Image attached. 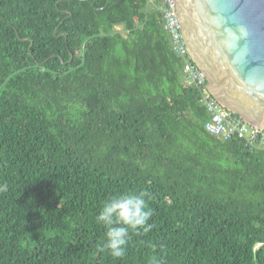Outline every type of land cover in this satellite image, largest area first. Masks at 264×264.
Segmentation results:
<instances>
[{"label": "trees", "instance_id": "trees-1", "mask_svg": "<svg viewBox=\"0 0 264 264\" xmlns=\"http://www.w3.org/2000/svg\"><path fill=\"white\" fill-rule=\"evenodd\" d=\"M161 16L0 0V264H264V150L205 130ZM141 192L151 231L98 251L103 203Z\"/></svg>", "mask_w": 264, "mask_h": 264}, {"label": "water", "instance_id": "water-1", "mask_svg": "<svg viewBox=\"0 0 264 264\" xmlns=\"http://www.w3.org/2000/svg\"><path fill=\"white\" fill-rule=\"evenodd\" d=\"M174 1L187 50L206 75L207 89L247 124L264 130V0Z\"/></svg>", "mask_w": 264, "mask_h": 264}, {"label": "built area", "instance_id": "built-area-1", "mask_svg": "<svg viewBox=\"0 0 264 264\" xmlns=\"http://www.w3.org/2000/svg\"><path fill=\"white\" fill-rule=\"evenodd\" d=\"M160 1L163 29L169 36L171 50L183 60V83L200 90V104L208 112L205 129L223 141L237 140L250 151L264 150V130L247 124L223 106L207 89V77L187 50L174 0Z\"/></svg>", "mask_w": 264, "mask_h": 264}, {"label": "clouds", "instance_id": "clouds-1", "mask_svg": "<svg viewBox=\"0 0 264 264\" xmlns=\"http://www.w3.org/2000/svg\"><path fill=\"white\" fill-rule=\"evenodd\" d=\"M6 188L7 185L0 188V191H5ZM146 195L147 193L141 192L113 196L103 203L95 219L104 225L106 239L98 251L107 252L113 258H123L127 254L130 230L136 235L151 231L153 225L148 221L152 212L147 209ZM149 264H163V261L153 256Z\"/></svg>", "mask_w": 264, "mask_h": 264}, {"label": "rangeland", "instance_id": "rangeland-1", "mask_svg": "<svg viewBox=\"0 0 264 264\" xmlns=\"http://www.w3.org/2000/svg\"><path fill=\"white\" fill-rule=\"evenodd\" d=\"M154 1H158V0H151V3L154 2ZM158 2H159V7H160V5H161V4H160V1H158ZM207 84H208V81H207ZM210 93H211V92H210ZM213 97H214V96H213ZM223 106H224V105H223ZM205 130H206V129H205ZM206 131H207V130H206ZM207 132H208V131H207ZM208 133H209V132H208ZM209 134H210V133H209ZM211 135H212V134H211ZM238 142H239V141H238ZM239 143H240V142H239ZM240 144H241V143H240ZM241 145H242V144H241ZM242 146H243V145H242Z\"/></svg>", "mask_w": 264, "mask_h": 264}]
</instances>
